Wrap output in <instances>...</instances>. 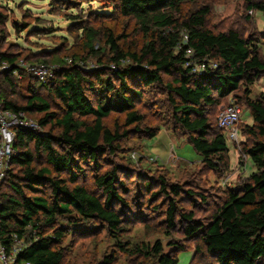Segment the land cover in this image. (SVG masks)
<instances>
[{"label": "trees", "instance_id": "trees-1", "mask_svg": "<svg viewBox=\"0 0 264 264\" xmlns=\"http://www.w3.org/2000/svg\"><path fill=\"white\" fill-rule=\"evenodd\" d=\"M197 1L111 0L113 8L124 16L135 17L149 33L147 43L137 52H124L109 34L107 42L114 52L110 58L114 66L109 69L102 65L100 69L87 70L76 63V58L65 66L55 59L60 65L54 68L49 80L41 82L28 75L30 95L25 104L10 100L6 91L9 87L10 93L14 92L22 82L25 73L14 65L19 59L0 50V58L10 64L0 73L3 108L22 110L30 118L35 112L43 114L33 118L42 131L17 129L9 170L0 181V242L8 249L12 235L16 234L25 244L13 264H61L67 235L72 231L88 233L94 228L91 223L106 225L114 237L123 230L127 203L121 191H126V187L118 181L115 168L100 172L98 160L107 152L117 151L116 143L126 138L127 132L111 131L103 119L111 112L122 113L124 124L137 129L144 116L136 109V103L146 86L162 83L163 74L172 77L166 88L171 95L173 114L186 132L187 141L200 155L201 166L215 175L223 173L228 139L218 126L217 117L213 126L208 110L219 108L221 100L241 84L250 85L264 77V55L250 34L244 36L233 27L210 29L208 4L183 13L185 4ZM249 7L264 12L262 2H253ZM5 20L6 15L0 12V23ZM79 28L85 47L95 54V30ZM182 31L187 34L185 43ZM2 32L0 29V43ZM187 48L193 50L192 57L211 59L217 67L192 72L190 66H185ZM127 58L131 64L120 66V61ZM16 69L19 78L14 74ZM36 85L48 88L57 101L55 110L37 94ZM91 91L95 102L88 95ZM245 104L252 122L242 129L246 141L241 151L254 170L241 184L226 189L222 204L208 221L178 213L174 198L166 209L168 226L175 228L184 222L185 235L199 241L214 264H264V91L247 96ZM159 130L150 129L147 137H155ZM240 136L238 125V141ZM86 162L95 166L94 184L100 192H90L78 183L80 165ZM149 185L147 182L144 187ZM158 186L162 195L172 193L175 198L182 191L180 185L164 179H159ZM169 248L164 251L156 241L151 247L136 245L132 251L152 258L154 264H177V255L172 252L176 246L170 243ZM182 250L179 247L176 251Z\"/></svg>", "mask_w": 264, "mask_h": 264}, {"label": "rangeland", "instance_id": "rangeland-1", "mask_svg": "<svg viewBox=\"0 0 264 264\" xmlns=\"http://www.w3.org/2000/svg\"><path fill=\"white\" fill-rule=\"evenodd\" d=\"M110 1L4 0L0 5V12L6 15V20L0 23V29L3 30L0 50L27 63L46 64L54 68L60 65L55 59L68 66L76 58V63L87 70L100 69L102 65L109 69L114 66L110 60L114 52L107 42L109 34L124 52H137L149 38V33L144 31L135 17L120 14ZM253 2L264 3V0H198L196 3L185 4L183 13L203 3L208 4L211 7L207 17L210 29L221 31L233 27L244 36L250 34L264 55V12L250 8ZM80 26L95 30V54H90V50L85 47ZM131 62L127 58L120 61V66ZM24 73L22 82L14 88V92L10 93V88H6L7 97L18 104H25L30 95L27 86L31 78L28 72ZM171 79V76L163 74L162 83L143 89L136 109L143 114L144 121L137 129L124 124L122 113L111 112L103 119L111 131L127 132L126 138L116 143L117 151L107 152L98 160L100 172L115 168L118 181L126 187V191H121L127 203L123 211V230L114 237L106 225L96 222L91 223L94 228L88 233L72 231L64 240L65 256L61 264H154L152 258L135 253L132 249L136 245L151 247L156 241L162 244L164 251L170 249V243L176 246L172 252L177 255V264H214V259L201 249L199 241L185 235L184 222H179L175 228L168 226L166 209L174 198L178 213L208 221L214 210L222 204L226 189L241 184L254 170L250 160L241 151L246 141L242 129L245 124L252 122L245 98L264 91V77L257 78L250 85L241 84L221 100V105L230 101L239 103L242 114L238 124L241 136L236 143L227 141V164L220 175L201 166L200 155L187 141L186 132L176 123L171 95L166 88V82ZM35 90L48 100L51 110H55L57 101L52 98L48 88L36 85ZM88 95L96 101L92 91ZM217 112L218 106L208 110V118L213 126H216ZM42 115L38 112L31 114L32 119ZM153 128H159L162 135L165 130L171 137V149L176 159L173 155L167 160H163V156L154 158L156 155L151 152L149 141L154 143L155 140L154 137H147V131ZM80 166L82 172L78 183L90 192H100L94 184V164L86 162ZM159 179L180 185L181 194L176 198L172 193L166 196L163 192L162 195L158 186ZM147 182L150 185L145 188ZM179 247L183 250L176 251Z\"/></svg>", "mask_w": 264, "mask_h": 264}, {"label": "built area", "instance_id": "built-area-1", "mask_svg": "<svg viewBox=\"0 0 264 264\" xmlns=\"http://www.w3.org/2000/svg\"><path fill=\"white\" fill-rule=\"evenodd\" d=\"M1 3L4 0H0ZM183 43L187 40V34L182 31ZM185 55L188 60L185 66H190L192 72H203L213 70L217 67V63L207 58L200 60L192 57L193 50L191 48L185 49ZM19 70L26 71L33 75L37 80L45 82L49 80L54 74V67L46 64L27 63L24 60H17L14 64ZM10 67L6 60L0 58V73ZM16 69L14 74L19 78L20 73ZM241 107L235 101H230L223 104L218 108L217 122L218 126L224 131L227 139L231 143L238 142V124L241 121ZM18 128H30L42 131V127L36 120L28 117L24 111H12L5 109L0 100V181L5 177L9 170L10 160L14 153L13 142L15 133ZM23 239L17 237L16 234L12 235V241L7 249L4 244L0 242V264H13L16 255L24 247Z\"/></svg>", "mask_w": 264, "mask_h": 264}, {"label": "crops", "instance_id": "crops-1", "mask_svg": "<svg viewBox=\"0 0 264 264\" xmlns=\"http://www.w3.org/2000/svg\"><path fill=\"white\" fill-rule=\"evenodd\" d=\"M153 139L155 140V142L152 143V141H149V143L151 147V152L155 153L156 155L154 158L163 156V160H167L171 155H173V152L171 149L173 141L165 130H163V135H162V132L159 131V133ZM173 158H174V155H173Z\"/></svg>", "mask_w": 264, "mask_h": 264}]
</instances>
